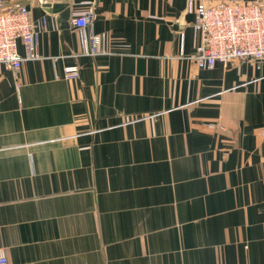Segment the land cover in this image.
Segmentation results:
<instances>
[{"label":"crops","instance_id":"crops-1","mask_svg":"<svg viewBox=\"0 0 264 264\" xmlns=\"http://www.w3.org/2000/svg\"><path fill=\"white\" fill-rule=\"evenodd\" d=\"M22 1L43 30L0 65L8 263L264 264V61L199 68L188 0Z\"/></svg>","mask_w":264,"mask_h":264},{"label":"built area","instance_id":"built-area-1","mask_svg":"<svg viewBox=\"0 0 264 264\" xmlns=\"http://www.w3.org/2000/svg\"><path fill=\"white\" fill-rule=\"evenodd\" d=\"M187 10L195 15L194 33L200 41L190 59L199 68H212L218 62L239 59L264 61V0L251 3L221 0L215 4L188 0ZM90 23L88 15L72 20L80 33L83 54H107V35L94 33ZM41 30L43 26L33 21L22 0H0V65L16 74L24 60L39 58ZM19 42L25 46V57L19 54ZM64 76L68 80L78 78V68L65 67ZM0 264H9L1 248Z\"/></svg>","mask_w":264,"mask_h":264}]
</instances>
